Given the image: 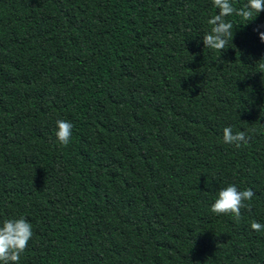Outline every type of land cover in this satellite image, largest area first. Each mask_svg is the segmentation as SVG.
Masks as SVG:
<instances>
[{"label":"trees","instance_id":"obj_1","mask_svg":"<svg viewBox=\"0 0 264 264\" xmlns=\"http://www.w3.org/2000/svg\"><path fill=\"white\" fill-rule=\"evenodd\" d=\"M217 14L0 0V224L33 230L19 264H264V12L225 17L223 51L203 43ZM228 126L248 143H224ZM228 185L255 193L239 222L211 211Z\"/></svg>","mask_w":264,"mask_h":264},{"label":"clouds","instance_id":"obj_2","mask_svg":"<svg viewBox=\"0 0 264 264\" xmlns=\"http://www.w3.org/2000/svg\"><path fill=\"white\" fill-rule=\"evenodd\" d=\"M212 3L219 9V14L208 20L212 28L210 33L203 36V43L205 48L217 51L225 50L229 39H233V24L226 22L225 17L235 14L246 21H252L259 13L264 12V0H248V3L240 9L234 7L232 0H212ZM259 36L264 42V32H260ZM259 67L261 72H264V64H260ZM56 126L57 140L61 145L67 146L71 142L73 124L67 120H57ZM223 141L239 148L242 143H248V138L245 131L234 133L232 127L228 126L223 129ZM254 195L251 188L239 190L235 185H228L219 191L211 211L216 215H230L239 222L242 218L241 210L249 207L245 202L251 201ZM251 228L261 232L264 231V224L253 220ZM32 236V224L26 218L3 220L0 224V264H19Z\"/></svg>","mask_w":264,"mask_h":264}]
</instances>
